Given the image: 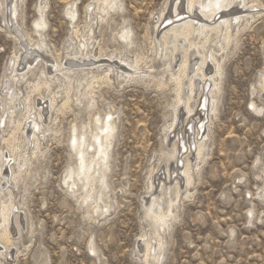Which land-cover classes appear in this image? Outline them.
<instances>
[{
    "label": "rangeland",
    "instance_id": "1",
    "mask_svg": "<svg viewBox=\"0 0 264 264\" xmlns=\"http://www.w3.org/2000/svg\"><path fill=\"white\" fill-rule=\"evenodd\" d=\"M40 1L48 7L47 26L42 31L47 44L45 58L52 64L66 63V49L74 41H82L87 12L96 6L95 0H18L17 21L22 33L34 41L38 40L33 22L38 18L36 6ZM254 1L261 7L253 13L262 14L239 33L222 63L216 113L204 124L208 136L204 162L199 163L194 184L188 188L190 195L181 196L169 230L162 232L165 246L160 264H264V198H259L264 190V87H260L264 78V0ZM165 3L121 0L122 10L94 25L93 53L97 56L101 48L105 60L111 53L116 59L127 57L128 61L138 55L146 67L161 72L155 28ZM71 4L77 11L73 26L65 14ZM3 17L0 7V95L4 77L9 74L7 69L19 49L13 29L7 28ZM123 20L133 41L124 50L117 36ZM74 25L79 32L72 38ZM111 77V87L102 86L95 95L96 109L118 118L107 174L111 210L104 217L89 212L62 184L64 172L72 164L66 144L71 126L86 124L92 111L71 103L63 115H58L54 129L59 133L42 142L44 155L37 163L34 161L31 177L14 191L22 232L6 259L0 258V264H145L140 251L150 228L142 203L149 196L146 193L151 171L162 168L160 172L164 173V153L170 150L175 136L172 133V140L165 142L169 134L166 128L173 120L171 104L175 95L169 84L157 89L154 84L140 81L119 84L116 77ZM167 77L165 74L164 80ZM21 91L24 97V86ZM179 113L181 126L177 129L181 130L184 112ZM1 115L0 110L2 124L6 115ZM1 148L8 155L5 146ZM175 173L176 177L167 183L179 178V171ZM250 209L251 221L247 214ZM152 238L155 246L156 238ZM91 243L94 252L88 250Z\"/></svg>",
    "mask_w": 264,
    "mask_h": 264
},
{
    "label": "bare ground",
    "instance_id": "2",
    "mask_svg": "<svg viewBox=\"0 0 264 264\" xmlns=\"http://www.w3.org/2000/svg\"><path fill=\"white\" fill-rule=\"evenodd\" d=\"M255 3L254 0H166L155 28L157 56L162 61L163 70L155 72L153 67H146L148 65L138 55L128 61L127 57L116 59L111 53L105 60L101 48L97 56L93 53L94 25L112 19L113 13L122 10L121 0H95L96 6L87 12L88 22L84 23L82 33L84 40L80 38L82 41L68 45L66 63L55 61L54 64L45 58L47 44L42 34L47 26V5L40 1L36 6L38 18L33 27L38 40L34 41L30 35L22 33L17 21L18 0H0V7L4 10L3 22L7 28L13 29V39L19 46L7 69L9 74L4 77L0 95V110L6 115L0 123V258L6 259L21 237L20 205L18 208L15 204L17 196L14 191H19V185L29 177L34 161L37 163L42 159V142L59 133L54 129L58 115H63L71 103L92 111L86 124L71 126L66 144L72 164L66 168L62 184L70 195H77L78 203L86 210L103 217L111 210L107 174L118 118L111 112L101 114L96 109L95 95L102 86L111 87V76H114L119 84L140 81L144 85L154 84L157 89L168 84L173 86V120L166 128L169 134L165 135V142L172 140V133L175 136L169 145L170 150L164 153L165 159L167 157L164 173L160 172L162 168L155 173L151 171L146 193L149 196L142 203L150 236L141 241L143 249L140 252L145 264H160L165 246L162 232L171 225L169 222L174 218L173 209L178 200L183 199V195H190L188 188L194 184L196 171L200 170L199 163L204 162L208 149L204 124L211 114L216 113L221 93L222 63L239 33L262 14L253 13L260 6ZM65 14L73 26L77 17L74 4L66 8ZM73 28L72 38L79 32L75 25ZM117 36L122 42V50L133 45L132 33L125 20ZM120 65H125L128 70ZM210 65L212 70H208ZM165 74L167 80H164ZM261 80L259 85L263 88L264 78ZM23 86L26 94L21 97ZM251 106L254 110V105ZM180 111L184 112L182 120L185 123L182 122L181 130L177 129L182 115ZM3 145L8 155L3 153ZM183 153L186 154L181 156ZM170 161L172 168L168 165ZM176 171H179V178L167 183L176 177ZM259 198H264V190ZM252 212V209L247 212L248 219ZM151 236L156 238L155 246ZM88 250L95 251L92 243Z\"/></svg>",
    "mask_w": 264,
    "mask_h": 264
},
{
    "label": "water",
    "instance_id": "3",
    "mask_svg": "<svg viewBox=\"0 0 264 264\" xmlns=\"http://www.w3.org/2000/svg\"><path fill=\"white\" fill-rule=\"evenodd\" d=\"M165 24H166V23H165ZM165 24H164V25H165Z\"/></svg>",
    "mask_w": 264,
    "mask_h": 264
}]
</instances>
